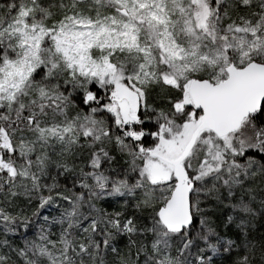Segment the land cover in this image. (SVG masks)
Masks as SVG:
<instances>
[{
    "label": "snow or ice",
    "instance_id": "snow-or-ice-1",
    "mask_svg": "<svg viewBox=\"0 0 264 264\" xmlns=\"http://www.w3.org/2000/svg\"><path fill=\"white\" fill-rule=\"evenodd\" d=\"M261 218L264 0H0V264H264Z\"/></svg>",
    "mask_w": 264,
    "mask_h": 264
},
{
    "label": "trees",
    "instance_id": "trees-1",
    "mask_svg": "<svg viewBox=\"0 0 264 264\" xmlns=\"http://www.w3.org/2000/svg\"><path fill=\"white\" fill-rule=\"evenodd\" d=\"M226 214V209H217L214 212V218L216 219V223L220 225V228L218 230L222 232L226 231V234L231 237L233 235V232L235 231L234 227L228 230H225L223 228V220ZM261 237H264V218H261L255 222V227L250 235V239H259ZM121 246H123V243ZM236 256L237 253L235 251L232 253H220L218 256L214 257L215 264H233V261L236 259Z\"/></svg>",
    "mask_w": 264,
    "mask_h": 264
},
{
    "label": "rangeland",
    "instance_id": "rangeland-1",
    "mask_svg": "<svg viewBox=\"0 0 264 264\" xmlns=\"http://www.w3.org/2000/svg\"><path fill=\"white\" fill-rule=\"evenodd\" d=\"M32 235V233L31 232H29V236H31Z\"/></svg>",
    "mask_w": 264,
    "mask_h": 264
}]
</instances>
